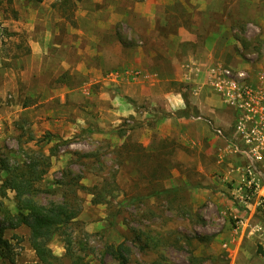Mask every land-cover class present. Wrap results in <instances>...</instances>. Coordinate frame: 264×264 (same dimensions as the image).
I'll return each mask as SVG.
<instances>
[{
	"label": "rangeland",
	"instance_id": "1",
	"mask_svg": "<svg viewBox=\"0 0 264 264\" xmlns=\"http://www.w3.org/2000/svg\"><path fill=\"white\" fill-rule=\"evenodd\" d=\"M106 1L101 0L103 7ZM136 1L115 0L127 20L116 29L120 59L112 60L110 53L102 64L114 70L98 72L84 69L80 55L69 49L53 48L48 57L32 53L35 40L85 44L81 28L90 35L100 32L95 0H0V165L55 152L38 183L43 203L64 199L55 185L66 171L82 174L86 188L78 192L82 206L71 229L99 257L106 246L122 244L130 249L128 264H264V190L247 204L236 197L246 159L228 147L234 113L204 80L213 63L250 67L246 55L264 57V0H230L229 33L217 36L213 56L200 47L198 58L211 62L195 74L196 82H202L197 91L185 80L194 73L186 64L194 60L180 63L177 80L160 79L135 61L136 44L153 43L159 52V37L167 34L156 29L148 35L128 23V7ZM179 19L191 22L184 11ZM229 34L239 37L238 47L225 44ZM64 54L66 70L59 60ZM155 60L148 64L167 68ZM168 90L187 98L184 109L190 115L181 121L166 115L171 113ZM48 134L53 135L49 141ZM160 146L162 153L155 150ZM0 175L1 186L8 173L2 169ZM94 188L106 192L101 203L94 202ZM164 188L177 191L149 195ZM0 201L18 212L13 190L0 194ZM142 233L153 237L148 246L138 239ZM5 237L15 259L0 258V264L37 260L29 227L9 228ZM48 245L56 264H71L60 233ZM106 261L120 264L110 255Z\"/></svg>",
	"mask_w": 264,
	"mask_h": 264
},
{
	"label": "crops",
	"instance_id": "2",
	"mask_svg": "<svg viewBox=\"0 0 264 264\" xmlns=\"http://www.w3.org/2000/svg\"><path fill=\"white\" fill-rule=\"evenodd\" d=\"M95 1L99 8L97 7L93 12L96 14L94 18L97 30H100V32L98 31L97 34L93 33L90 35L88 28H81L79 32L81 37L86 38L85 44L82 41L78 43V40L63 43L53 41L49 37V39L44 41V45H41L43 39L38 43L35 40L32 50L33 55L48 57L53 48H64L65 50L69 49L70 53L79 54L80 61L81 63H85L84 69L86 70H96L98 72L114 70L104 66L102 63H104L105 57H109L110 53L112 60H115V56L117 60L120 59V46L122 43L116 29L125 18L119 9V7L121 8L119 2H115V0L109 2L107 0L105 2L106 6L103 7V4L100 3L101 0ZM231 4L230 0L136 1L134 5L128 7L127 14L129 13L130 16L128 23L134 26L135 30L143 28L148 35L152 34L156 29H164L167 31V34L159 37L163 43L161 47L163 50H159V52L154 50L153 43L145 41L142 43L143 45L136 44L135 61L143 64L144 69L152 71V73L159 75L160 79L164 80L175 78L177 80L179 78L180 63L184 60L191 59L195 63L206 65L211 60H203L201 57L198 58V54L202 51L200 47L206 48L209 55H214L213 51L216 47L217 36L219 35L221 37L224 32L227 34L230 30L227 18L231 10ZM102 7L110 13L109 16L103 15ZM182 11L185 12V15L188 14L190 16L191 22L178 20ZM86 12L88 13V11ZM220 17H223L224 20L219 21L218 19ZM224 40L226 45L233 44L236 47L240 45V39L236 36H231V34ZM159 54L162 56H159ZM153 58H156L157 61H162V63L167 65V68L163 66L152 67L149 65L148 61L153 60ZM59 60H62L65 70L69 68V65L68 67L65 65L69 60L67 55L66 57L65 54L63 57H59ZM96 61L100 62V65L96 64ZM195 76L194 73H188L186 74L185 80L189 82L190 87H194V91H197L202 85V82L197 83ZM166 93L168 98L166 100L167 111L172 113L186 107V101L182 92L179 90H168ZM177 118L181 121L183 117Z\"/></svg>",
	"mask_w": 264,
	"mask_h": 264
},
{
	"label": "trees",
	"instance_id": "3",
	"mask_svg": "<svg viewBox=\"0 0 264 264\" xmlns=\"http://www.w3.org/2000/svg\"><path fill=\"white\" fill-rule=\"evenodd\" d=\"M184 98L187 101L185 94ZM166 115H175L180 118L188 117L190 114H188L187 109H179ZM52 136V134H48L47 141L51 140ZM162 147H156L155 150L162 153ZM54 153L51 152L46 155L45 152H37L29 156L30 160L28 162L18 163L15 166H11L7 160L1 162L0 170H6L8 175L3 179L0 186V194L5 196L6 189L13 190L18 212L12 213L4 202L0 201V215L2 216V219L0 218V258L14 261L13 244L10 239L5 237V234L9 228L26 225L30 229V242L37 256V260L30 264H56V255L48 245L55 233L62 235L66 246V255L71 264H108L106 261L108 255L118 260L120 264H128L127 253L130 251L128 247L122 244L117 248L108 245L102 251V256L99 257L94 250L88 249L87 240L79 239L72 231L71 226L74 224L82 206L78 192L86 188L81 182L82 174H72L69 170L65 172V179L56 181V189L62 192L63 200H52L43 203L38 199L40 193L38 183L47 174ZM96 188L90 192L94 195V202L101 203L104 196H106V192L97 191ZM176 191V189L170 188L153 189L149 195L156 196L164 193L170 195ZM138 239L142 243L141 245L148 246L153 237L145 236L142 233L138 236ZM190 264H193V262Z\"/></svg>",
	"mask_w": 264,
	"mask_h": 264
},
{
	"label": "built area",
	"instance_id": "4",
	"mask_svg": "<svg viewBox=\"0 0 264 264\" xmlns=\"http://www.w3.org/2000/svg\"><path fill=\"white\" fill-rule=\"evenodd\" d=\"M246 58L257 68L217 62L208 66L206 75L203 72L205 83L234 113L233 136L228 138V147L246 159L236 195L245 204L252 195L264 190V57L248 54ZM186 65L194 74H201L199 63L192 61Z\"/></svg>",
	"mask_w": 264,
	"mask_h": 264
}]
</instances>
